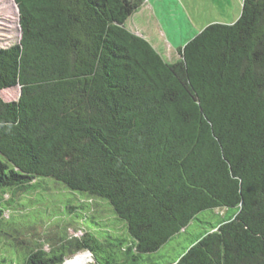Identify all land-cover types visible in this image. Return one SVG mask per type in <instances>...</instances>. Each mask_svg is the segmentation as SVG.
I'll return each instance as SVG.
<instances>
[{
  "label": "trees",
  "instance_id": "trees-1",
  "mask_svg": "<svg viewBox=\"0 0 264 264\" xmlns=\"http://www.w3.org/2000/svg\"><path fill=\"white\" fill-rule=\"evenodd\" d=\"M144 1L14 0L20 37L0 45V91L19 87L0 96V239L14 196L45 182L93 231L47 249L4 243L0 264L82 250L94 264H264V0L200 29L174 61L126 25ZM93 202L113 221L86 214ZM170 243L176 255L155 262Z\"/></svg>",
  "mask_w": 264,
  "mask_h": 264
},
{
  "label": "rangeland",
  "instance_id": "rangeland-1",
  "mask_svg": "<svg viewBox=\"0 0 264 264\" xmlns=\"http://www.w3.org/2000/svg\"><path fill=\"white\" fill-rule=\"evenodd\" d=\"M242 1L238 0H168L160 8V16L155 12L134 13L127 19L126 25L133 29L145 27L150 31L146 34L148 39L154 43L156 49L168 60L174 61L178 58L176 53L166 51L165 41L175 34H159V28L164 25L173 24L178 28L177 39L185 41L191 38L200 29L213 22L231 23L239 14ZM179 2V3H178ZM160 17V18H159ZM168 21V22H167ZM172 22V23H171ZM160 26V27H159ZM143 30V29H142ZM181 32V33H179ZM20 37L18 9L14 0H0V45L7 46L16 43ZM158 43V44H156ZM19 87H13L0 91L3 99H16ZM41 195L36 189L31 192H18L14 196V209L5 212V223L1 227L3 237L0 239V247L6 246L14 241L15 244L23 241V244L33 245L35 242L52 243L58 236L66 238L80 237L85 231L92 232L93 226H87L85 221L73 213L62 212V203L59 202L58 188L55 184L45 182L41 184ZM9 193L4 197L8 198ZM11 198V197H9ZM223 209L215 212L222 213ZM103 218L107 223L113 221V214L104 203L93 202L92 207L86 214ZM210 221H216L219 216L216 213L209 214ZM8 222V223H6ZM118 226V224L116 225ZM200 227L207 225H189V233L202 231ZM14 236V238H13ZM188 234H183V238ZM179 240L183 243L182 238ZM174 244V243H173ZM173 244H166L159 248L157 254L152 253L153 260L157 263L162 261L160 255L168 258L176 255L177 248ZM63 264H94L91 252L82 250L74 252Z\"/></svg>",
  "mask_w": 264,
  "mask_h": 264
},
{
  "label": "crops",
  "instance_id": "crops-1",
  "mask_svg": "<svg viewBox=\"0 0 264 264\" xmlns=\"http://www.w3.org/2000/svg\"><path fill=\"white\" fill-rule=\"evenodd\" d=\"M172 1V0H171ZM239 2L241 0H238ZM168 2V0H145L143 2V4L141 5V7L139 9H137L134 13H138L140 11V9L142 10V12H151V14H153L152 12H155L156 14H158V16H160V13H158L160 11V8L164 6V3ZM179 3V2H178ZM242 6V5H241ZM241 10V9H240ZM133 13V14H134ZM146 13V12H145ZM132 14V15H133ZM131 15V16H132ZM130 16V17H131ZM129 17V18H130ZM128 18V19H129ZM160 18V17H159ZM127 22V21H126ZM168 22V21H167ZM219 22V21H217ZM172 23V22H171ZM162 24V27L159 28V34H175L173 35V37H168L166 39V41L164 42L165 43V47H166V51H172L174 52V54L176 53V55L178 56V53H177V49L182 46L186 41H188L187 39L185 41L182 42V40L180 41L179 39H177L176 37V34H178V28L177 26L173 25V24H169L168 25H164L163 23ZM129 27V26H128ZM132 31H134L135 33L137 34H140L142 35L143 37H145L150 43L151 45L156 49L157 47L154 45L153 42H151L147 37L146 34H149L150 31H148V29H146L145 27L143 28H140V29H133L132 27H129ZM143 29V30H142ZM181 33V32H179ZM197 33V32H196ZM196 33H193V34H196ZM158 44V43H156ZM157 50V49H156ZM158 51V50H157Z\"/></svg>",
  "mask_w": 264,
  "mask_h": 264
}]
</instances>
